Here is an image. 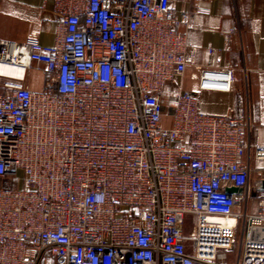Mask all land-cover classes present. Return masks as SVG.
<instances>
[{
	"label": "built area",
	"instance_id": "2783aa9c",
	"mask_svg": "<svg viewBox=\"0 0 264 264\" xmlns=\"http://www.w3.org/2000/svg\"><path fill=\"white\" fill-rule=\"evenodd\" d=\"M44 2L58 17L52 45L0 40V65L24 69L0 76V264H264V143L179 86L165 113L188 67L202 89L234 81L232 67L197 64L188 32L206 10Z\"/></svg>",
	"mask_w": 264,
	"mask_h": 264
},
{
	"label": "crops",
	"instance_id": "0c3cea01",
	"mask_svg": "<svg viewBox=\"0 0 264 264\" xmlns=\"http://www.w3.org/2000/svg\"><path fill=\"white\" fill-rule=\"evenodd\" d=\"M173 2L179 13L206 10L194 16V29L188 32L189 43L198 48L197 64L214 71L234 69L230 90L221 91L202 89L201 71L188 67L178 84L170 85L175 87L173 93L178 86L188 91L198 99L203 114L247 121L249 140L264 143V0ZM57 22L51 2L0 0V40L25 44L34 39L52 45ZM35 76L30 83L28 78L27 86L40 89L45 78Z\"/></svg>",
	"mask_w": 264,
	"mask_h": 264
},
{
	"label": "rangeland",
	"instance_id": "374dc122",
	"mask_svg": "<svg viewBox=\"0 0 264 264\" xmlns=\"http://www.w3.org/2000/svg\"><path fill=\"white\" fill-rule=\"evenodd\" d=\"M35 72H31L29 74V83L31 81H36V76H35ZM7 80L5 78H2L0 77V91H3L4 90V84ZM36 89V88H35ZM175 91V87L174 86H169L167 89H166V92H165V101H164V104L166 105V109H165V113L168 114V105H170V103L172 102V99H171V95L172 93ZM23 176V173L22 172H19V177L22 178ZM253 180H256V177L253 176ZM183 231H184V235L186 237H189V238H193L195 237V235L197 234V231H198V220L195 218V217H186L183 221ZM238 251H239V244L237 246V249H236V254H235V258L238 254ZM52 264V263H51Z\"/></svg>",
	"mask_w": 264,
	"mask_h": 264
},
{
	"label": "bare ground",
	"instance_id": "6f19581e",
	"mask_svg": "<svg viewBox=\"0 0 264 264\" xmlns=\"http://www.w3.org/2000/svg\"><path fill=\"white\" fill-rule=\"evenodd\" d=\"M24 69L20 66L0 65V76L14 79H22Z\"/></svg>",
	"mask_w": 264,
	"mask_h": 264
},
{
	"label": "water",
	"instance_id": "95a60500",
	"mask_svg": "<svg viewBox=\"0 0 264 264\" xmlns=\"http://www.w3.org/2000/svg\"><path fill=\"white\" fill-rule=\"evenodd\" d=\"M229 192L231 193V192H242V190L241 189H231V190H229Z\"/></svg>",
	"mask_w": 264,
	"mask_h": 264
}]
</instances>
